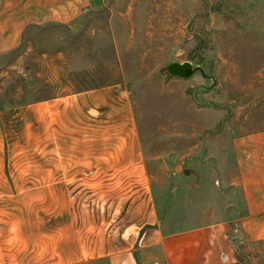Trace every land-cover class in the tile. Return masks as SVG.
I'll use <instances>...</instances> for the list:
<instances>
[{
    "label": "crops",
    "instance_id": "0c3cea01",
    "mask_svg": "<svg viewBox=\"0 0 264 264\" xmlns=\"http://www.w3.org/2000/svg\"><path fill=\"white\" fill-rule=\"evenodd\" d=\"M97 2L0 0V56L34 28L78 26ZM53 81L29 104L0 110V235L15 264H242V246L264 243V118L230 117L206 160L169 169L176 179L162 186L126 81L51 91ZM24 140L46 156L37 168L57 174L42 181L63 188L61 209L32 213L30 230L22 208L8 205L38 182L7 177L17 166L6 160Z\"/></svg>",
    "mask_w": 264,
    "mask_h": 264
},
{
    "label": "rangeland",
    "instance_id": "374dc122",
    "mask_svg": "<svg viewBox=\"0 0 264 264\" xmlns=\"http://www.w3.org/2000/svg\"><path fill=\"white\" fill-rule=\"evenodd\" d=\"M81 21L34 28L0 56V110L46 94L47 76L55 77L51 91L122 79L131 92L144 157L162 186L176 179L169 169L189 165L191 157L206 160L207 147L230 117L264 118V0H98ZM186 61L201 66L214 83L200 72L189 79L167 72L168 64ZM29 143L24 140L21 152L6 160L17 166L8 178L38 180L20 188L21 202L8 200L11 211L22 208L26 230L32 213L46 212L52 203L59 210L63 202V188L42 181L57 174L37 168L46 156L32 155ZM43 217L46 232L53 227ZM61 221L50 220L54 226ZM4 247L2 240L0 264H15L14 251ZM239 256L242 264H264V243L242 246Z\"/></svg>",
    "mask_w": 264,
    "mask_h": 264
},
{
    "label": "water",
    "instance_id": "95a60500",
    "mask_svg": "<svg viewBox=\"0 0 264 264\" xmlns=\"http://www.w3.org/2000/svg\"><path fill=\"white\" fill-rule=\"evenodd\" d=\"M166 70L171 76H175L180 79H189L193 77L197 72H200L202 75H205L209 80H213L214 83V78L209 75H206L204 69L201 66H194L189 61L183 63L172 62L168 64Z\"/></svg>",
    "mask_w": 264,
    "mask_h": 264
},
{
    "label": "built area",
    "instance_id": "2783aa9c",
    "mask_svg": "<svg viewBox=\"0 0 264 264\" xmlns=\"http://www.w3.org/2000/svg\"><path fill=\"white\" fill-rule=\"evenodd\" d=\"M156 264H167L166 262H159V263H156Z\"/></svg>",
    "mask_w": 264,
    "mask_h": 264
}]
</instances>
